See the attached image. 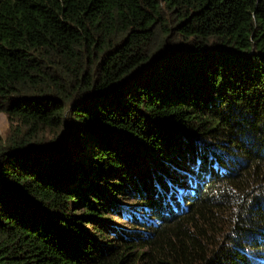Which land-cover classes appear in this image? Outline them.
<instances>
[{"label":"trees","instance_id":"1","mask_svg":"<svg viewBox=\"0 0 264 264\" xmlns=\"http://www.w3.org/2000/svg\"><path fill=\"white\" fill-rule=\"evenodd\" d=\"M0 115V264H264V0H0Z\"/></svg>","mask_w":264,"mask_h":264},{"label":"rangeland","instance_id":"2","mask_svg":"<svg viewBox=\"0 0 264 264\" xmlns=\"http://www.w3.org/2000/svg\"><path fill=\"white\" fill-rule=\"evenodd\" d=\"M6 131H7V122L5 120V117L3 115H0V136L4 137L6 135ZM116 224H118L119 222H123L119 219H115Z\"/></svg>","mask_w":264,"mask_h":264},{"label":"water","instance_id":"3","mask_svg":"<svg viewBox=\"0 0 264 264\" xmlns=\"http://www.w3.org/2000/svg\"><path fill=\"white\" fill-rule=\"evenodd\" d=\"M214 50H215V49H208V50L202 52V54H203V53H208V52H211V51H214ZM229 53L234 55L233 52H229ZM166 56H167V54L162 55V56H160V57H158V58H156V59L151 60V61L147 64V66H146L145 68H143V70L147 69L148 67L153 66L154 64H156V63H158V62H160V61H162L163 59L166 58Z\"/></svg>","mask_w":264,"mask_h":264},{"label":"clouds","instance_id":"4","mask_svg":"<svg viewBox=\"0 0 264 264\" xmlns=\"http://www.w3.org/2000/svg\"><path fill=\"white\" fill-rule=\"evenodd\" d=\"M250 259H254L257 263H261V262H263L262 259H264V255H258L255 252H253Z\"/></svg>","mask_w":264,"mask_h":264}]
</instances>
